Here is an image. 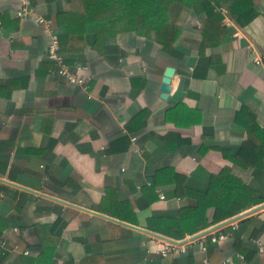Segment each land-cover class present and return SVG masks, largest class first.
Returning <instances> with one entry per match:
<instances>
[{"label":"crops","instance_id":"crops-1","mask_svg":"<svg viewBox=\"0 0 264 264\" xmlns=\"http://www.w3.org/2000/svg\"><path fill=\"white\" fill-rule=\"evenodd\" d=\"M21 1L0 0V240L10 244L0 264H200L204 242L212 264H264V0L241 36L225 26L223 42L204 54L203 18L191 11L178 18L177 57L154 35H120L104 54L90 39L74 64L87 68V90L52 68L43 28L16 17ZM66 1L30 3L57 33ZM168 67L176 74L164 100ZM167 168L199 190L229 169L241 182L237 213L212 207L209 227L182 240L148 230L151 218L177 217L189 204L172 177H157ZM213 233L230 238L213 244ZM164 238L195 243L163 259Z\"/></svg>","mask_w":264,"mask_h":264},{"label":"trees","instance_id":"trees-1","mask_svg":"<svg viewBox=\"0 0 264 264\" xmlns=\"http://www.w3.org/2000/svg\"><path fill=\"white\" fill-rule=\"evenodd\" d=\"M190 11L203 18L200 43L203 54L210 46L221 44L226 37L224 11L240 27H246L259 14L255 0H67L64 8L60 3L56 13L60 53L69 65L74 66L87 49L90 39L93 48L104 54L110 40L123 34H135L144 39H151L154 35L164 53L177 57V47L183 34L178 18ZM52 68L57 69L55 64ZM249 148L250 142L245 143L240 155L247 153ZM156 175L159 179L172 177L171 181L176 184V197L186 198L189 204L178 212L177 217L157 215L151 218L147 225L150 231L182 240L209 227L207 212L212 207H232L233 213H237L233 192L241 182L232 176L229 169L213 176L204 190L192 189L187 177L174 169L167 168ZM159 183L156 179L153 181V193ZM72 185L73 189L79 188ZM111 194L112 191L107 190V198ZM105 204L106 198L103 207ZM98 210L109 213L103 208ZM109 214L136 223L120 213Z\"/></svg>","mask_w":264,"mask_h":264},{"label":"built area","instance_id":"built-area-1","mask_svg":"<svg viewBox=\"0 0 264 264\" xmlns=\"http://www.w3.org/2000/svg\"><path fill=\"white\" fill-rule=\"evenodd\" d=\"M225 19L224 25L227 27H234L237 32V36H241V28L227 15V12L224 11ZM16 17L20 19H29L35 21L38 25H40L45 34L49 37L50 43L47 50V57L48 59L53 62L57 67V73L59 76L64 78L70 85L79 86L83 89L87 90L89 88V80L81 77L80 73L87 70L85 66L81 63H78L74 66L69 65L65 58L60 53V41L58 37V33L54 31L53 24L51 21L46 19L44 16L37 13L34 7H32L30 0H22L20 8L16 11ZM255 62L260 64L261 59L259 56L255 58ZM137 140L136 137L133 138V142ZM165 195L161 194V199L165 200ZM210 241L213 244H219L222 242H227L229 240V235L224 233H213L210 235ZM195 241L190 242L186 245H179L176 242H165L163 244V248L159 251V255L163 259L171 258L173 255L176 254H186L191 248L192 244ZM14 250H19L18 246L13 248ZM10 251V244L5 240H0V255H4ZM201 251L203 253V258L200 261V264H212L211 260L208 258V246L207 243L204 242L201 244ZM25 255H29L28 251H23ZM241 261H244L243 256H239ZM231 259H226L222 264H229Z\"/></svg>","mask_w":264,"mask_h":264},{"label":"water","instance_id":"water-1","mask_svg":"<svg viewBox=\"0 0 264 264\" xmlns=\"http://www.w3.org/2000/svg\"><path fill=\"white\" fill-rule=\"evenodd\" d=\"M176 74V69L174 67H168L166 69L164 78H163V82L161 85V97L164 100H169L171 97V93H172V81L175 77ZM167 241H171V239L169 238H164Z\"/></svg>","mask_w":264,"mask_h":264}]
</instances>
